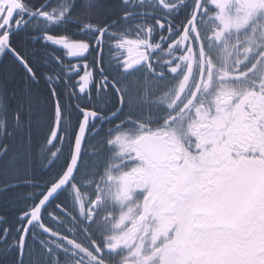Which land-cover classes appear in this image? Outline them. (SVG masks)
Here are the masks:
<instances>
[{"label":"snow or ice","instance_id":"snow-or-ice-1","mask_svg":"<svg viewBox=\"0 0 264 264\" xmlns=\"http://www.w3.org/2000/svg\"><path fill=\"white\" fill-rule=\"evenodd\" d=\"M0 264H264V0H0Z\"/></svg>","mask_w":264,"mask_h":264}]
</instances>
